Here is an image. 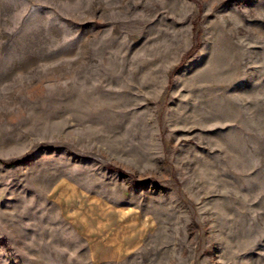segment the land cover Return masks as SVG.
Returning a JSON list of instances; mask_svg holds the SVG:
<instances>
[{
	"label": "rangeland",
	"instance_id": "1",
	"mask_svg": "<svg viewBox=\"0 0 264 264\" xmlns=\"http://www.w3.org/2000/svg\"><path fill=\"white\" fill-rule=\"evenodd\" d=\"M0 264H264V0H0Z\"/></svg>",
	"mask_w": 264,
	"mask_h": 264
},
{
	"label": "crops",
	"instance_id": "2",
	"mask_svg": "<svg viewBox=\"0 0 264 264\" xmlns=\"http://www.w3.org/2000/svg\"><path fill=\"white\" fill-rule=\"evenodd\" d=\"M132 214V215H131ZM130 217L126 221H122L115 218L113 222L117 227L112 229V225H108V229L105 231H98L97 235L88 237L93 245V259L99 261L106 260H118L124 257L125 254L134 250L141 243L143 236L147 230L146 226L150 223L148 219H140L135 213L129 214ZM122 221V222H121ZM140 221V222H138ZM128 223V224H125ZM83 228L87 225L84 222L76 223V226L80 225ZM123 226L122 232L119 233L120 228ZM105 229V228H104ZM104 231V232H103Z\"/></svg>",
	"mask_w": 264,
	"mask_h": 264
}]
</instances>
